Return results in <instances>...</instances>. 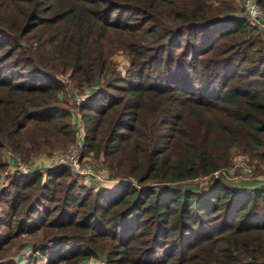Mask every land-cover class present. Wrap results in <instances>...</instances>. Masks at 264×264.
I'll list each match as a JSON object with an SVG mask.
<instances>
[{
    "label": "trees",
    "instance_id": "1",
    "mask_svg": "<svg viewBox=\"0 0 264 264\" xmlns=\"http://www.w3.org/2000/svg\"><path fill=\"white\" fill-rule=\"evenodd\" d=\"M235 1L0 0V171L77 143L130 179L15 174L0 262L38 234L44 264H264V183L221 174L237 154L264 173V31ZM199 177L207 191L184 186Z\"/></svg>",
    "mask_w": 264,
    "mask_h": 264
},
{
    "label": "rangeland",
    "instance_id": "2",
    "mask_svg": "<svg viewBox=\"0 0 264 264\" xmlns=\"http://www.w3.org/2000/svg\"><path fill=\"white\" fill-rule=\"evenodd\" d=\"M235 2H236L235 8L237 10L238 9L241 10L242 13H245L247 15L243 0L242 1L236 0ZM113 60L119 69H125L129 63V59L126 58V56L120 52L116 53L114 55ZM58 77L61 78V76H57V78ZM62 78H63L62 80L67 83V86L61 92L60 95H61V97H65V98L69 99L70 84L71 83H69L66 78H64V77H62ZM73 112H74L73 115L76 116L75 111H73ZM79 130L82 131L81 126L79 127ZM72 146H74V145H70V146H68V148L72 147ZM68 148H66V149H68ZM59 149H61V148H59ZM59 149H55V150L51 149L50 150L47 147H42L36 154L32 155L31 158L29 160H27L30 162H25V163L34 165L36 168L44 167V170H51V169L57 168L58 166L49 165V163L47 162V159L53 153L58 152ZM243 158L246 159L245 157H242L241 154L235 155L231 167L235 163H238L239 160L244 162L245 160ZM82 161L94 165L96 167L98 173H99V176L101 177V178H94V177H84V176H80V175H75L78 179V182L87 188L97 189L100 187H106V188L110 189L111 187H114V185H117V184L122 183V182H128L130 180L129 178H125V177H113L111 175L108 176V174H106L105 173L106 171L104 170L105 166L101 165L98 161L94 160L92 158L91 153H85L82 156ZM37 163H41L40 166H38ZM99 165H101V166H99ZM238 168H240V167L232 168V169L226 171V172H228L225 176L227 181H230V182L231 181H237L238 186L243 187V188L251 186L252 184H249L251 182L260 181L261 182L260 184L263 183L264 173H262L260 171H259V173L247 172V173L242 175L241 170ZM17 173L18 172H15L14 170L9 171L7 173V175L5 176L4 184H3V186L0 187V189L3 188L5 185H8V181L10 180V178L15 177L16 176L15 174H17ZM251 174L254 177H252ZM259 175H260V177L257 178V176H259ZM211 184H212V181L208 177H199L197 179L184 182V186H186L188 188H193V189L199 190L200 192L207 191V189L209 188V186ZM260 184H258V185H260ZM258 185H256V186H258ZM4 204H5V198L2 197V198H0V216H2V217L5 215V213L7 211L6 206ZM4 231H5L4 227L0 228V233L4 232ZM19 239H20L19 245H17L15 247V249L13 248L9 254L3 255V257H5V259L3 262H0V264H16V261L18 262V264L19 263L24 264L23 261H25V262L27 261V264H44L45 263L44 259L41 256H39L38 253L37 254L31 253V244L35 243L38 245L40 242V240L38 238V234H36L35 236L33 234L22 235V236H20ZM23 248H26V252L21 253V250ZM11 253L12 254L15 253L12 255L13 256L12 258H11V256H9ZM14 255H15V258H16V256H21L22 258H19V260H16L14 258ZM0 256H1V254H0ZM88 263L102 264V261L98 258H95L92 261L88 260Z\"/></svg>",
    "mask_w": 264,
    "mask_h": 264
},
{
    "label": "built area",
    "instance_id": "3",
    "mask_svg": "<svg viewBox=\"0 0 264 264\" xmlns=\"http://www.w3.org/2000/svg\"><path fill=\"white\" fill-rule=\"evenodd\" d=\"M244 7L247 13V16L250 18L252 23L258 26L260 29L264 30V12L259 6L258 0H243ZM75 103H80L84 101L88 97L87 91H73ZM80 153V144H74V146L69 147L68 149L60 152H55L50 157H48L47 162L49 165L54 166H64L66 167L73 175H80L84 177H94L101 178L96 167L92 164L82 161V158L79 155ZM7 167L0 171V187L3 186L5 176L9 171H15L24 174H32L33 172L44 170V167L36 168L34 165L27 164L25 162L30 161H22L19 157L7 153ZM244 159V158H243ZM242 162L241 160L238 163H235L231 168L226 170H221V174L226 176L228 170L236 167H240L238 169L241 170L242 175L251 172L253 165L248 162L247 159ZM219 171L213 172L216 176ZM28 250V249H27ZM22 252H26V248L21 250ZM21 257V256H20ZM24 264H27V261H23Z\"/></svg>",
    "mask_w": 264,
    "mask_h": 264
},
{
    "label": "crops",
    "instance_id": "4",
    "mask_svg": "<svg viewBox=\"0 0 264 264\" xmlns=\"http://www.w3.org/2000/svg\"><path fill=\"white\" fill-rule=\"evenodd\" d=\"M5 159L8 160V155H6ZM40 164H41V163H37L38 166H40ZM39 168H40V167H39ZM233 183H234V184H238L237 181H234ZM260 183H261L260 181H257V182L255 181V182H251V183H249V184H252V185L254 186V185H258V184H260ZM263 183H264V181H263Z\"/></svg>",
    "mask_w": 264,
    "mask_h": 264
}]
</instances>
